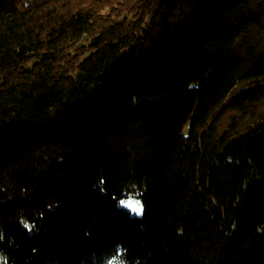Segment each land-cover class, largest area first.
<instances>
[{"label":"trees","instance_id":"trees-1","mask_svg":"<svg viewBox=\"0 0 264 264\" xmlns=\"http://www.w3.org/2000/svg\"><path fill=\"white\" fill-rule=\"evenodd\" d=\"M112 3L0 0V264H264V0Z\"/></svg>","mask_w":264,"mask_h":264},{"label":"clouds","instance_id":"clouds-1","mask_svg":"<svg viewBox=\"0 0 264 264\" xmlns=\"http://www.w3.org/2000/svg\"><path fill=\"white\" fill-rule=\"evenodd\" d=\"M124 200H126V197H124L123 195L116 200V206H117V208L123 209V206L124 205L121 204V201H124ZM137 200L144 207L143 200L140 197H137ZM124 210H126V209H124ZM21 226H23V223L21 224ZM3 239H4L3 238V233H0V241H2ZM122 248H123L122 243H120V242L114 243L113 246H112V250L110 252H108V253L105 254L107 256V259L103 262V264H111V257L113 255H115L116 252L121 251ZM6 255H7V253L3 249H0V256H6ZM120 264H130V261L127 258L126 255H122L120 257Z\"/></svg>","mask_w":264,"mask_h":264},{"label":"rangeland","instance_id":"rangeland-1","mask_svg":"<svg viewBox=\"0 0 264 264\" xmlns=\"http://www.w3.org/2000/svg\"><path fill=\"white\" fill-rule=\"evenodd\" d=\"M102 1H103V3L106 5V7L103 9V11H105L106 9H108V7H107L108 3H111V4L114 6V8H118V7H120V6H118L117 3H116V4L112 3V2H114V0H108L107 2H105V0H102ZM254 2H255L256 4H259V5L262 4V0H254ZM122 4H123V3H122ZM128 5H129V4H128ZM108 6L110 7V5H108ZM121 9H123V6H122ZM121 9H119V10H121ZM121 14H122V13H121ZM147 19H148V17L145 18V21H147ZM143 25H145V23H144ZM126 200H137V196H135V195H128V196H126ZM123 208L126 209V210H128L132 215H135V216H141V215H136L135 213L132 212L131 209H129V208L126 207V206H123Z\"/></svg>","mask_w":264,"mask_h":264},{"label":"snow or ice","instance_id":"snow-or-ice-1","mask_svg":"<svg viewBox=\"0 0 264 264\" xmlns=\"http://www.w3.org/2000/svg\"><path fill=\"white\" fill-rule=\"evenodd\" d=\"M121 204L131 209L136 215H142L143 213V206L138 200H124L121 201Z\"/></svg>","mask_w":264,"mask_h":264}]
</instances>
